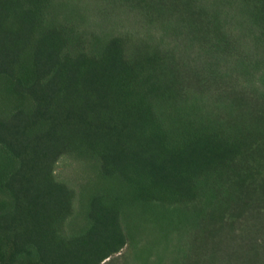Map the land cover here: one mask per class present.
I'll return each mask as SVG.
<instances>
[{
    "label": "trees",
    "instance_id": "obj_1",
    "mask_svg": "<svg viewBox=\"0 0 264 264\" xmlns=\"http://www.w3.org/2000/svg\"><path fill=\"white\" fill-rule=\"evenodd\" d=\"M127 246L264 264V0H0V264Z\"/></svg>",
    "mask_w": 264,
    "mask_h": 264
},
{
    "label": "rangeland",
    "instance_id": "obj_2",
    "mask_svg": "<svg viewBox=\"0 0 264 264\" xmlns=\"http://www.w3.org/2000/svg\"><path fill=\"white\" fill-rule=\"evenodd\" d=\"M55 175L58 179L78 190L84 187L88 189L96 179L92 169L84 165L81 161L70 157H63L56 163ZM125 252H131L128 246L123 248L120 253L113 256L117 259L118 264H122L123 260L121 254ZM123 264H132L130 257L125 258Z\"/></svg>",
    "mask_w": 264,
    "mask_h": 264
}]
</instances>
